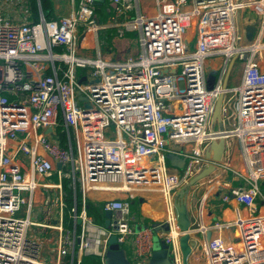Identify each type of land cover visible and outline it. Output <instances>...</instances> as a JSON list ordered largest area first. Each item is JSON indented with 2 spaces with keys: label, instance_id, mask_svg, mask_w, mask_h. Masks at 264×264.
I'll list each match as a JSON object with an SVG mask.
<instances>
[{
  "label": "built area",
  "instance_id": "1",
  "mask_svg": "<svg viewBox=\"0 0 264 264\" xmlns=\"http://www.w3.org/2000/svg\"><path fill=\"white\" fill-rule=\"evenodd\" d=\"M99 1L80 0L60 18L16 22L3 14L0 0V264H85V256L105 264L112 235L123 246L133 236L136 264H148L155 228L135 229L130 198L143 190L178 194L211 162L206 150L222 136L240 141L249 168L248 183L223 198L233 197L249 214L234 221L239 244L221 237L208 241L207 264H264V215L256 204L258 180L264 178V69L257 58L260 46L238 45L242 36L239 40L236 27V13L248 8L262 16L264 29V0H158L152 15L137 0H111L110 24L121 35L139 32L138 53L123 59L105 58L100 51L94 58L79 54V33L87 25L100 26ZM214 55L223 63L210 72L215 75L210 88L206 64ZM234 56L244 63L242 79L224 89ZM84 68L89 70L79 72ZM222 91L223 129H212ZM173 144L186 147L180 174L167 168L166 150ZM54 174L58 182L49 179ZM65 179L73 190L70 209ZM38 189L48 192L33 217ZM101 190L121 197L104 201L105 219L97 222L87 204L90 193ZM55 231L58 246L45 255L40 237ZM181 233L175 217L162 235L175 264H183Z\"/></svg>",
  "mask_w": 264,
  "mask_h": 264
},
{
  "label": "crops",
  "instance_id": "2",
  "mask_svg": "<svg viewBox=\"0 0 264 264\" xmlns=\"http://www.w3.org/2000/svg\"><path fill=\"white\" fill-rule=\"evenodd\" d=\"M79 2L80 0H2L1 9L3 14L13 21L37 22L42 17L52 19L69 15L76 7H78ZM137 3L140 10L147 15L155 14L158 8V0H137ZM106 4L108 7L109 17L112 9L111 0H100L97 8H101ZM243 16L245 30H243L242 33V31H240V25L242 23ZM261 20L262 16L248 8L240 9L236 13L237 33L240 32L242 36L240 45L245 47L254 46V48L259 45L260 53H257L259 54L257 58H259L260 65L264 69V29H262ZM255 22L260 23V26H257ZM253 25L256 27V30L254 32L253 39L249 40L247 38V28ZM105 26L118 31L115 25L105 24ZM88 28L90 29L87 30V28H83V33L81 34V36L83 35L81 38L82 40L80 39L81 44L86 41V43L89 44V51L95 49L97 53L98 51L101 52L100 47L95 43V41L94 43H90L89 40L84 39V33L90 31L91 29L92 30L90 32L96 39L98 37L97 32L99 28L95 29L91 26ZM127 52L129 55H133L131 54L132 52H130L129 46L127 48ZM105 55H109L107 58H125L118 56L116 53L111 51L110 54L106 53ZM105 55L103 56L105 57ZM216 128L219 129L218 126H216ZM184 148L186 147L177 144L171 145L170 151H173L176 155L167 157V168L170 172L180 174V169L184 168L186 163L183 162L185 159L183 156L185 157L186 153ZM224 162L229 163V165H225ZM170 165H174V167L170 168ZM248 177L249 168L242 155L240 141L237 138L226 139L225 154L222 162L217 163L216 170L209 176H206L189 187L186 200L192 220L190 243L193 245V253L190 256V264L208 263L205 247L208 241L212 238L221 237L229 244L240 241V227L235 224L234 221L240 216H247L249 214V210L245 205L239 203L233 197H231L230 200H224L223 196L228 192V190H231V188H234L239 184L248 183ZM258 186L259 194L256 198L257 212L259 215H264V178L258 180ZM40 190L41 189H38L36 192L37 198H40L41 196V193H39ZM176 194L174 196L172 194L164 195L158 190H143L137 192L134 197L130 198L132 213L136 216V218H138L135 229H139L145 225L153 226L155 228L153 232L154 241L156 239L164 241L162 235L169 230L166 229V226H169L170 228L173 218L176 217L174 205L177 199ZM259 196L260 198H258ZM119 197H121L120 193L101 190L94 194L93 200L100 199V203L104 204V201L106 200H113ZM93 200L91 199V201ZM35 206H37V203ZM104 219L105 213H103V221ZM65 224L68 226L67 222H65ZM57 234L58 231H55L54 233H44L41 235L40 241L43 245L45 255L57 248ZM124 249L129 260L133 264H136L133 256V236H131L128 243L125 244Z\"/></svg>",
  "mask_w": 264,
  "mask_h": 264
},
{
  "label": "water",
  "instance_id": "3",
  "mask_svg": "<svg viewBox=\"0 0 264 264\" xmlns=\"http://www.w3.org/2000/svg\"><path fill=\"white\" fill-rule=\"evenodd\" d=\"M256 27L250 26L247 28V38L252 40L254 37V32ZM239 40L241 33H238ZM236 56L232 57L228 64V69L223 80V88L226 89L228 86V80L234 63L236 61ZM214 74L208 75V83L209 87L212 88L214 85ZM85 78L82 77L80 82ZM79 95V100H85L86 97L82 94L80 90L77 91ZM224 91H222L216 100L212 119H211V127L215 129L216 126L219 129H223L222 125V105L224 100ZM89 103H84L85 107H89ZM47 132H50V135H53V128L48 127ZM226 150V138L224 136L219 139H212L209 143V146L206 150V155L210 158L211 162L204 167L199 173L194 175L189 182L182 187L177 195V199L175 201V214L177 224L182 231V234L179 237V244L182 252L183 264H190V256L193 253V245L190 243L191 233H192V220L190 217L188 205H187V194L189 192V187L194 185L199 180L209 176L213 173L217 168V163L222 162ZM58 167H61V163H57ZM112 212L107 211L106 216L107 219L105 221L106 226L109 225ZM105 264H132L129 258L126 255L125 249L123 248L122 242L118 241L116 235L110 236L108 240V250L105 257ZM148 264H175L173 258L170 253L169 244L164 241L155 240L154 250L152 254V258L150 259Z\"/></svg>",
  "mask_w": 264,
  "mask_h": 264
},
{
  "label": "rangeland",
  "instance_id": "4",
  "mask_svg": "<svg viewBox=\"0 0 264 264\" xmlns=\"http://www.w3.org/2000/svg\"><path fill=\"white\" fill-rule=\"evenodd\" d=\"M95 18L97 20V23L100 25L98 32H97L98 37L96 39L93 37V34L90 32L92 30L91 29L90 31H87L84 33V39L89 40L90 43H94V41H95V43L100 47L103 55H105L106 53L110 54V51H111V52L116 53L118 56L127 57L129 55V54H127L128 53L127 52L128 46L130 47V52H132L131 54L137 53L138 49L140 48L139 32L138 31H127L124 35H121L120 32L117 31L116 29L108 28L105 26V24L110 25L109 20H107L109 18L108 17L107 4L101 8H97L96 13H95ZM255 24L257 26H260V23H258V22H255ZM88 27H90V26L87 25L84 28H87V30H88V29H90ZM194 28H195V25H192V27L189 29V34H188L189 37H191L192 33L195 31ZM243 30H245V28H244V16L242 17V23L240 25V31H242V33H243ZM82 33H83V31H81L79 33V41H78L79 54L82 56L94 58L95 56H97L96 50L92 49L89 51V44L86 43V41H84L81 44V40H82L81 38L83 36V35L81 36ZM237 44L240 45V42L237 41ZM107 56H109V55H105V58H107ZM222 63L223 62L221 60V55L212 56L206 64V73L210 74V72L212 70L216 69L215 66L217 64H218V68H220L222 66ZM243 68H244L243 61L237 59L234 63L232 71L230 73L229 80H228V86L233 87V86H236L239 84L240 80L242 79ZM88 70H89V68L79 69V72L86 73ZM112 129H113V127H112ZM165 148L167 149V146ZM166 155H167V157H169V156H175L176 154L173 151L166 150ZM183 158H185L183 160V162L185 163L187 159L184 156H183ZM173 167H174V165H170V168H173ZM180 170H181L180 173H183V168H181ZM58 178H59L58 175L54 174L49 179L53 180L54 182H58ZM46 181H47V179H46ZM45 192H48V190L41 189L39 192V193H41V196H40V198L39 197L37 198V206H35V208L33 209V217H35L34 216L35 212L39 208L38 204L41 201L43 193H45ZM96 192L97 191L90 194V201H91V199L92 200L94 199L93 197H94V194ZM105 195H107V194H105ZM258 198H260V196ZM65 199H66V194H65ZM99 200L100 199L93 200L91 202L92 203L94 202L97 206H99L100 201H101V200L100 201ZM66 203L68 205V208H70L71 206H70V203L67 201V199H66ZM66 218L67 219L70 218L69 213L66 214ZM166 229H169V226H166ZM124 247H125V245L123 246V248Z\"/></svg>",
  "mask_w": 264,
  "mask_h": 264
},
{
  "label": "trees",
  "instance_id": "5",
  "mask_svg": "<svg viewBox=\"0 0 264 264\" xmlns=\"http://www.w3.org/2000/svg\"><path fill=\"white\" fill-rule=\"evenodd\" d=\"M58 129L60 131V136L62 138V143H65V134L62 132L63 124L62 120L59 123ZM64 190L66 191V199L70 203V206L73 204V190L69 185V181L67 179L64 180ZM77 197H78V208L80 210L81 208V193L77 191ZM70 209V208H68ZM88 213L93 215L94 219L97 222L103 221V203H100L99 206H97L94 202L92 203L90 200L87 204ZM67 224H71V218L66 219ZM84 263L85 264H101V260L98 256H85L84 257Z\"/></svg>",
  "mask_w": 264,
  "mask_h": 264
}]
</instances>
